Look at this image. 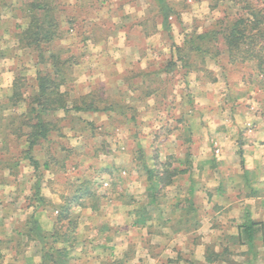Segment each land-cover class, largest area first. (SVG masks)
Returning <instances> with one entry per match:
<instances>
[{
    "label": "clouds",
    "instance_id": "clouds-1",
    "mask_svg": "<svg viewBox=\"0 0 264 264\" xmlns=\"http://www.w3.org/2000/svg\"><path fill=\"white\" fill-rule=\"evenodd\" d=\"M0 264H264V0H0Z\"/></svg>",
    "mask_w": 264,
    "mask_h": 264
}]
</instances>
